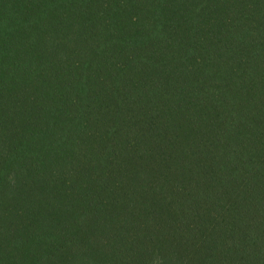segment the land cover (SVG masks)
Wrapping results in <instances>:
<instances>
[{
	"label": "trees",
	"instance_id": "16d2710c",
	"mask_svg": "<svg viewBox=\"0 0 264 264\" xmlns=\"http://www.w3.org/2000/svg\"><path fill=\"white\" fill-rule=\"evenodd\" d=\"M0 264H264V0H0Z\"/></svg>",
	"mask_w": 264,
	"mask_h": 264
}]
</instances>
